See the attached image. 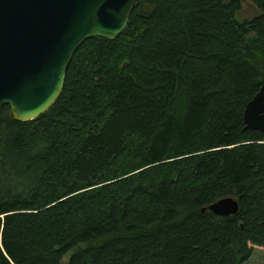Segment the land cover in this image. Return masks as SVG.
Listing matches in <instances>:
<instances>
[{
    "label": "trees",
    "instance_id": "1",
    "mask_svg": "<svg viewBox=\"0 0 264 264\" xmlns=\"http://www.w3.org/2000/svg\"><path fill=\"white\" fill-rule=\"evenodd\" d=\"M243 1L139 0L47 113L2 109L0 264H264V0L240 23Z\"/></svg>",
    "mask_w": 264,
    "mask_h": 264
},
{
    "label": "water",
    "instance_id": "2",
    "mask_svg": "<svg viewBox=\"0 0 264 264\" xmlns=\"http://www.w3.org/2000/svg\"><path fill=\"white\" fill-rule=\"evenodd\" d=\"M138 1L0 0V114L9 106L13 120L28 123L47 113L65 89L78 49L94 38H120ZM244 121L264 134V84ZM239 210L233 198L208 209L219 218Z\"/></svg>",
    "mask_w": 264,
    "mask_h": 264
},
{
    "label": "rangeland",
    "instance_id": "3",
    "mask_svg": "<svg viewBox=\"0 0 264 264\" xmlns=\"http://www.w3.org/2000/svg\"><path fill=\"white\" fill-rule=\"evenodd\" d=\"M259 9L251 0H244L242 4V10L238 14L237 20L240 23L250 22L260 15Z\"/></svg>",
    "mask_w": 264,
    "mask_h": 264
}]
</instances>
